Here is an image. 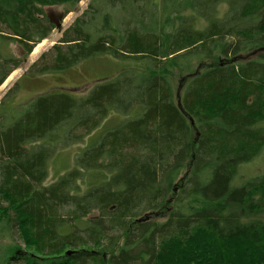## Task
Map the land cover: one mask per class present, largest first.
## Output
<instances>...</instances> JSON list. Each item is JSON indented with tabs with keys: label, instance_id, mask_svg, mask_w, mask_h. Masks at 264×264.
Listing matches in <instances>:
<instances>
[{
	"label": "trees",
	"instance_id": "trees-1",
	"mask_svg": "<svg viewBox=\"0 0 264 264\" xmlns=\"http://www.w3.org/2000/svg\"><path fill=\"white\" fill-rule=\"evenodd\" d=\"M79 1L0 0V38L21 50H0V85L55 28L44 7ZM88 6L92 13L53 46L52 64L32 71L100 55L128 68L97 80L85 97L44 93L16 118L0 113L5 263L264 264V221L247 218L264 212V174L232 184L264 145V0ZM200 60L210 63L189 73L178 105L173 79ZM112 111L119 119L45 184L56 144L75 128L93 131ZM170 201L203 205L155 220Z\"/></svg>",
	"mask_w": 264,
	"mask_h": 264
},
{
	"label": "rangeland",
	"instance_id": "rangeland-1",
	"mask_svg": "<svg viewBox=\"0 0 264 264\" xmlns=\"http://www.w3.org/2000/svg\"><path fill=\"white\" fill-rule=\"evenodd\" d=\"M90 1L91 0H80L73 6L54 5L44 7L51 22L55 24V28L46 39L34 46L21 65L11 72L0 85V113L6 114L9 118H16L27 109L33 97L44 93L65 91L75 98L76 96L78 98L85 97L90 93L97 80L117 73L123 68H128L127 66H123V61L113 60L109 56L100 55L93 58H86L63 71L52 70V68L43 73L32 71L31 65L33 63H36L37 67L42 64H52L54 57L53 46L61 44L60 40L64 31L69 30L73 26L75 19L80 17L84 11L92 13V7L88 6ZM225 9L226 5L220 7V15H222ZM67 10H69L68 13ZM85 20H87V16ZM7 38H0L1 54L4 57L19 56L21 54L19 46L12 39L9 40ZM209 63L210 62L207 63V60H200L194 62L189 69H185L186 66L180 69V74H177L173 79L174 98L178 105L181 102V94L189 73L194 70L197 72ZM134 73L137 74V70H135ZM124 75L126 77L132 76V72H124ZM119 117L120 114L118 112L112 111L103 123L93 131L85 133V131L75 128L70 132L65 145L60 143L56 144L57 148L47 162L48 177L45 184L54 181L58 176L73 167L75 157L80 155L90 141L98 138L109 129L106 125L115 123ZM262 126H264V123H262ZM262 174H264V145L261 147L257 156L238 167L232 184L237 186L250 178ZM194 202L186 203L185 205L184 203L177 205L170 201L169 208H165L164 211L159 210L158 212H154L151 216L157 221H162L166 218L168 213L174 209L185 208V206L195 209L196 206L203 205L202 202ZM247 218L264 221V212L251 215ZM14 239L16 243L24 247L23 242L19 239L17 234H14ZM9 245L7 241L0 242V264H6L4 257L5 251ZM250 257H252V255H247L245 259H250Z\"/></svg>",
	"mask_w": 264,
	"mask_h": 264
},
{
	"label": "water",
	"instance_id": "water-1",
	"mask_svg": "<svg viewBox=\"0 0 264 264\" xmlns=\"http://www.w3.org/2000/svg\"><path fill=\"white\" fill-rule=\"evenodd\" d=\"M68 253H70V251H68Z\"/></svg>",
	"mask_w": 264,
	"mask_h": 264
}]
</instances>
